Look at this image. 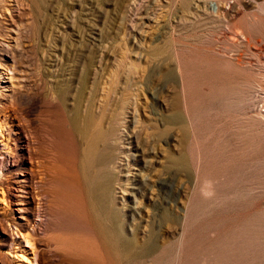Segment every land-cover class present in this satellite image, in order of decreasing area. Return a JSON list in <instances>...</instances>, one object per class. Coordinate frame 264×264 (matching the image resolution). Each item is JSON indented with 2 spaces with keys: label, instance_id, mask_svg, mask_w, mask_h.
I'll list each match as a JSON object with an SVG mask.
<instances>
[{
  "label": "rangeland",
  "instance_id": "rangeland-1",
  "mask_svg": "<svg viewBox=\"0 0 264 264\" xmlns=\"http://www.w3.org/2000/svg\"><path fill=\"white\" fill-rule=\"evenodd\" d=\"M0 264H264V0H0Z\"/></svg>",
  "mask_w": 264,
  "mask_h": 264
},
{
  "label": "bare ground",
  "instance_id": "bare-ground-1",
  "mask_svg": "<svg viewBox=\"0 0 264 264\" xmlns=\"http://www.w3.org/2000/svg\"><path fill=\"white\" fill-rule=\"evenodd\" d=\"M99 180V179H98ZM32 199H34V198H32ZM29 200H24V201H22V203L20 202L19 204L22 206V207H20L19 209H18V211L19 212H25L26 210H25V206H27V202H28ZM29 203V202H28ZM35 204V203H34ZM36 208V207H35ZM38 209V208H37ZM25 210V211H24ZM36 210V209H35ZM22 237H23V235H22ZM24 242H25V247L26 248H28V249H31L32 250V245H31V243H30V241H29V239L27 238V237H24ZM23 251H26L27 252V250H25V249H23Z\"/></svg>",
  "mask_w": 264,
  "mask_h": 264
}]
</instances>
